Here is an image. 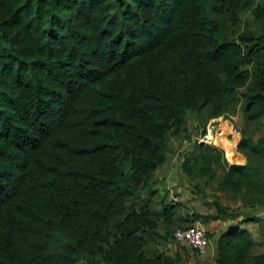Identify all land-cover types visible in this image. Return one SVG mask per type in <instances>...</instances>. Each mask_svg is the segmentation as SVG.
I'll use <instances>...</instances> for the list:
<instances>
[{"label":"trees","instance_id":"16d2710c","mask_svg":"<svg viewBox=\"0 0 264 264\" xmlns=\"http://www.w3.org/2000/svg\"><path fill=\"white\" fill-rule=\"evenodd\" d=\"M254 2L0 0V264H176L146 251L156 192L140 193L186 110L264 115V5L238 31ZM194 149L185 169L248 211L193 214L226 221L214 261L264 264L241 227L264 229V135L238 140L244 164Z\"/></svg>","mask_w":264,"mask_h":264},{"label":"rangeland","instance_id":"374dc122","mask_svg":"<svg viewBox=\"0 0 264 264\" xmlns=\"http://www.w3.org/2000/svg\"><path fill=\"white\" fill-rule=\"evenodd\" d=\"M255 5H264L263 0H255L254 4L244 14H238L240 28L242 31L246 26H250L253 15L251 14ZM264 19V17H262ZM226 22V19L224 20ZM252 25V24H251ZM250 29L258 33V26L254 23ZM257 29V30H256ZM250 83V82H248ZM248 83L239 88L237 94L247 90ZM208 111L184 112V121L178 134L168 132L162 163L154 170L146 182V190L140 193L139 199H145L148 192L155 191L156 194L150 198L148 206L154 211L153 220L155 229L153 232H147L150 238L146 246V251L160 252L175 259L176 264H189L190 253L186 248L176 244L171 233L176 226H184L193 222H200L205 227L206 221L195 218L193 214L208 217L216 214V209L225 212V216L232 217V210L239 213H246L241 208L237 199H233L215 189L214 181L198 179L185 166L191 163V158L195 155V145H208L212 148V153L221 152L222 157L229 164H244L243 155L236 149V144L240 138H248L255 141L258 137L264 135V115L255 121H245L242 116L240 101L236 104H229L224 113L217 117H208ZM211 136L209 144L205 143L203 134ZM202 139V140H201ZM252 159H254L252 157ZM264 167V161L261 162ZM214 170L216 178L222 174V169L216 163L210 164ZM175 205L173 222L167 223L159 214L163 204ZM136 204V203H135ZM255 214L259 209L249 210ZM219 214V212H218ZM219 222L223 220L219 219ZM213 222H217L214 220ZM225 223L223 222V227ZM252 234L258 241L264 240V231L262 227L252 226ZM147 236V237H148ZM84 264L83 261L79 262Z\"/></svg>","mask_w":264,"mask_h":264},{"label":"built area","instance_id":"2783aa9c","mask_svg":"<svg viewBox=\"0 0 264 264\" xmlns=\"http://www.w3.org/2000/svg\"><path fill=\"white\" fill-rule=\"evenodd\" d=\"M205 143L211 139L209 133L203 134ZM202 140V139H201ZM173 241L193 253L194 259L189 264H216L214 260L205 258L208 247L206 227L200 222H193L184 226H176L171 233Z\"/></svg>","mask_w":264,"mask_h":264},{"label":"crops","instance_id":"0c3cea01","mask_svg":"<svg viewBox=\"0 0 264 264\" xmlns=\"http://www.w3.org/2000/svg\"><path fill=\"white\" fill-rule=\"evenodd\" d=\"M244 158V157H243ZM236 164H241V163H236ZM242 208V206H241ZM245 211L247 210V208H244ZM252 210V209H249ZM261 214H263V212H261ZM224 223H226V221H223ZM223 222H210L208 223L207 227H210L211 229H213L211 231L210 234L207 235L208 238V247H207V253L205 258L208 260H214L215 257V239L217 238V236L219 235L220 229L223 227ZM252 226H256V228L258 227H262L260 222H248L246 224L241 225L242 228L246 229L249 234L251 235L253 241H254V248H253V254H260L262 252H264V240L258 241L256 239V237H254V235L252 234ZM263 229V228H262ZM264 231V229H263ZM189 252V251H188ZM190 253V260L194 259V255L193 253ZM190 262V261H189Z\"/></svg>","mask_w":264,"mask_h":264}]
</instances>
